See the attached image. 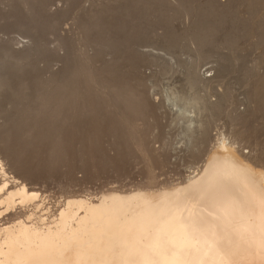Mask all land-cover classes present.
I'll list each match as a JSON object with an SVG mask.
<instances>
[{"label":"rangeland","instance_id":"obj_1","mask_svg":"<svg viewBox=\"0 0 264 264\" xmlns=\"http://www.w3.org/2000/svg\"><path fill=\"white\" fill-rule=\"evenodd\" d=\"M218 131L264 166V0H0V156L51 214L183 180Z\"/></svg>","mask_w":264,"mask_h":264},{"label":"bare ground","instance_id":"obj_2","mask_svg":"<svg viewBox=\"0 0 264 264\" xmlns=\"http://www.w3.org/2000/svg\"><path fill=\"white\" fill-rule=\"evenodd\" d=\"M235 139L218 131L183 180L69 195L53 214L0 156V264H264V166Z\"/></svg>","mask_w":264,"mask_h":264}]
</instances>
